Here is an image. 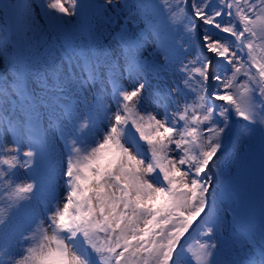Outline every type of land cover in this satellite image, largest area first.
<instances>
[{
  "label": "snow or ice",
  "instance_id": "6c2138e0",
  "mask_svg": "<svg viewBox=\"0 0 264 264\" xmlns=\"http://www.w3.org/2000/svg\"><path fill=\"white\" fill-rule=\"evenodd\" d=\"M0 264H264V0H0Z\"/></svg>",
  "mask_w": 264,
  "mask_h": 264
}]
</instances>
